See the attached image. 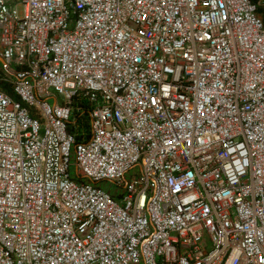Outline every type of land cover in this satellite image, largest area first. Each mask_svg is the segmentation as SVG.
<instances>
[{"label": "built area", "instance_id": "2783aa9c", "mask_svg": "<svg viewBox=\"0 0 264 264\" xmlns=\"http://www.w3.org/2000/svg\"><path fill=\"white\" fill-rule=\"evenodd\" d=\"M259 5L0 0V264H264Z\"/></svg>", "mask_w": 264, "mask_h": 264}, {"label": "trees", "instance_id": "16d2710c", "mask_svg": "<svg viewBox=\"0 0 264 264\" xmlns=\"http://www.w3.org/2000/svg\"><path fill=\"white\" fill-rule=\"evenodd\" d=\"M0 88L3 89V90H5V91H7L9 94H12L10 87L7 86V85H5V84L0 83ZM73 131H74V133L76 134L77 139L80 138V134H81V133H83L85 136H86L87 133H88L87 126H83V127H81V128H76V129H74Z\"/></svg>", "mask_w": 264, "mask_h": 264}, {"label": "rangeland", "instance_id": "374dc122", "mask_svg": "<svg viewBox=\"0 0 264 264\" xmlns=\"http://www.w3.org/2000/svg\"><path fill=\"white\" fill-rule=\"evenodd\" d=\"M259 15L264 19V5H261L258 10ZM101 185L107 189V191H111L113 189L112 184H108L106 182H101Z\"/></svg>", "mask_w": 264, "mask_h": 264}, {"label": "crops", "instance_id": "0c3cea01", "mask_svg": "<svg viewBox=\"0 0 264 264\" xmlns=\"http://www.w3.org/2000/svg\"><path fill=\"white\" fill-rule=\"evenodd\" d=\"M254 2H258V3H260V5H259V7L261 6V5H264V0H253Z\"/></svg>", "mask_w": 264, "mask_h": 264}]
</instances>
